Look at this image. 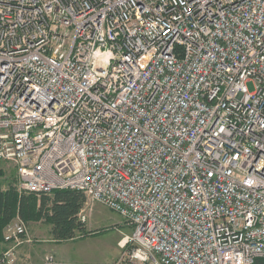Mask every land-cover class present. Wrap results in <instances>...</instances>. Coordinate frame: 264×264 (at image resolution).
I'll return each instance as SVG.
<instances>
[{
    "label": "built area",
    "instance_id": "1",
    "mask_svg": "<svg viewBox=\"0 0 264 264\" xmlns=\"http://www.w3.org/2000/svg\"><path fill=\"white\" fill-rule=\"evenodd\" d=\"M1 162L19 194L82 192V221L120 213L116 264H254L264 0H0ZM34 241L12 220L0 264Z\"/></svg>",
    "mask_w": 264,
    "mask_h": 264
},
{
    "label": "rangeland",
    "instance_id": "2",
    "mask_svg": "<svg viewBox=\"0 0 264 264\" xmlns=\"http://www.w3.org/2000/svg\"><path fill=\"white\" fill-rule=\"evenodd\" d=\"M248 88L253 90L254 84L249 82ZM0 168L4 170V175L0 177V180L5 182L4 188L8 183L16 188L15 167L12 164L1 162ZM85 206L87 214L85 231L76 232L72 239L57 241L50 234L51 224L46 223L45 220L25 222L35 241L33 245L23 247H35L44 255L52 252L60 264H116L125 251L119 242L126 235L131 234L132 226L120 213L100 202Z\"/></svg>",
    "mask_w": 264,
    "mask_h": 264
},
{
    "label": "trees",
    "instance_id": "3",
    "mask_svg": "<svg viewBox=\"0 0 264 264\" xmlns=\"http://www.w3.org/2000/svg\"><path fill=\"white\" fill-rule=\"evenodd\" d=\"M4 170L0 168V177ZM0 180V241L5 226L17 217L25 222L45 220L51 224L50 234L57 241L69 240L76 232L85 231L86 222L78 214L85 204L82 192L71 189H56L51 195L34 193L19 194L13 184ZM254 264H264V256L256 258Z\"/></svg>",
    "mask_w": 264,
    "mask_h": 264
},
{
    "label": "crops",
    "instance_id": "4",
    "mask_svg": "<svg viewBox=\"0 0 264 264\" xmlns=\"http://www.w3.org/2000/svg\"><path fill=\"white\" fill-rule=\"evenodd\" d=\"M30 247V246H29ZM20 264H43L44 254L41 250L30 247H21L19 249Z\"/></svg>",
    "mask_w": 264,
    "mask_h": 264
},
{
    "label": "bare ground",
    "instance_id": "5",
    "mask_svg": "<svg viewBox=\"0 0 264 264\" xmlns=\"http://www.w3.org/2000/svg\"><path fill=\"white\" fill-rule=\"evenodd\" d=\"M123 242V241H122Z\"/></svg>",
    "mask_w": 264,
    "mask_h": 264
}]
</instances>
